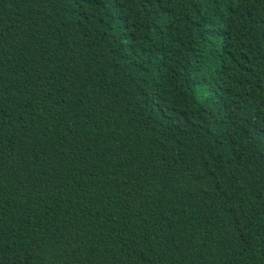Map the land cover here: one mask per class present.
I'll list each match as a JSON object with an SVG mask.
<instances>
[{
  "label": "trees",
  "instance_id": "16d2710c",
  "mask_svg": "<svg viewBox=\"0 0 264 264\" xmlns=\"http://www.w3.org/2000/svg\"><path fill=\"white\" fill-rule=\"evenodd\" d=\"M0 264H264V0H0Z\"/></svg>",
  "mask_w": 264,
  "mask_h": 264
}]
</instances>
